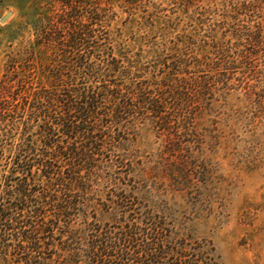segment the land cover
Listing matches in <instances>:
<instances>
[{
    "label": "trees",
    "instance_id": "obj_1",
    "mask_svg": "<svg viewBox=\"0 0 264 264\" xmlns=\"http://www.w3.org/2000/svg\"><path fill=\"white\" fill-rule=\"evenodd\" d=\"M174 3L183 17L161 24L183 29L146 33L144 56L107 6L73 5L56 23L68 37L57 25L47 48L12 61L4 90L21 107L0 110V264H221L188 211L209 196L211 148L264 111V0ZM156 16L137 24L153 31Z\"/></svg>",
    "mask_w": 264,
    "mask_h": 264
},
{
    "label": "rangeland",
    "instance_id": "obj_2",
    "mask_svg": "<svg viewBox=\"0 0 264 264\" xmlns=\"http://www.w3.org/2000/svg\"><path fill=\"white\" fill-rule=\"evenodd\" d=\"M66 2L71 7L64 8ZM73 5H77L79 14L89 5L98 7L101 13L107 6L114 18L112 30L116 35L122 34L119 41L134 55L143 52L144 56L150 50L143 41L146 33L151 32V38L163 29L168 34L165 40L169 42L183 29L181 24L172 33V28L165 29L168 25L161 24L183 17L174 0H141L135 5L126 0H0V110L7 112L15 106L21 107L20 100L13 99L4 90L7 78L13 76V71H19L18 63L15 70L12 69V61L38 40L42 39L41 48H47L49 44L44 41L42 32L55 31L57 25L63 36L68 37L70 25L56 23L59 16L65 18L64 14L72 11ZM8 12H12V16L2 23L1 19ZM152 13L157 15L153 21L158 25L153 31L145 32L137 23ZM85 15L86 23L88 14ZM94 28L98 29L99 25ZM55 45L58 43H53ZM47 56L51 59V52ZM230 129L220 126L222 135L230 133ZM234 135L237 143L227 145L222 138V143L210 150L213 174L210 175L209 196L197 209L188 211L193 215L190 225L197 237L213 242L221 264H264V111L256 115L251 127L238 130ZM155 141L151 134H144L140 139V149L148 157L156 152ZM175 201L187 207L180 197Z\"/></svg>",
    "mask_w": 264,
    "mask_h": 264
},
{
    "label": "water",
    "instance_id": "obj_3",
    "mask_svg": "<svg viewBox=\"0 0 264 264\" xmlns=\"http://www.w3.org/2000/svg\"><path fill=\"white\" fill-rule=\"evenodd\" d=\"M12 12H8L7 14H6V16H4L2 19H1V22L2 23H5L11 16H12Z\"/></svg>",
    "mask_w": 264,
    "mask_h": 264
}]
</instances>
